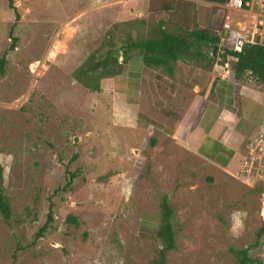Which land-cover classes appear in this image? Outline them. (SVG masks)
<instances>
[{
	"label": "rangeland",
	"instance_id": "374dc122",
	"mask_svg": "<svg viewBox=\"0 0 264 264\" xmlns=\"http://www.w3.org/2000/svg\"><path fill=\"white\" fill-rule=\"evenodd\" d=\"M11 1L16 21L7 0H0V54L15 22V45L0 76V165L11 209L10 225L0 217V264H12L16 245L44 222L48 196L55 203L53 229L19 250L15 264H152L161 193L173 208L175 232L165 264H234L229 248L252 242L264 219V126L230 173L170 134L135 129L123 120L126 112L114 111L108 91L89 90L71 77L125 17L144 21L146 28L160 20L172 28V13L181 14L186 29L214 34L220 3ZM64 167L79 173L67 192L54 194L64 182ZM67 215L76 224L65 221ZM249 255L264 261V236Z\"/></svg>",
	"mask_w": 264,
	"mask_h": 264
},
{
	"label": "crops",
	"instance_id": "0c3cea01",
	"mask_svg": "<svg viewBox=\"0 0 264 264\" xmlns=\"http://www.w3.org/2000/svg\"><path fill=\"white\" fill-rule=\"evenodd\" d=\"M172 16L173 25L186 29L184 15ZM199 43L188 44L196 60L178 58L170 71L145 65L133 50L117 74L100 79L99 88L108 91L114 111L126 112L123 120L135 129L170 134L210 166L235 173L242 149L264 126V85L246 73L228 75V65L223 73L224 63L207 56L210 44L201 50Z\"/></svg>",
	"mask_w": 264,
	"mask_h": 264
},
{
	"label": "trees",
	"instance_id": "16d2710c",
	"mask_svg": "<svg viewBox=\"0 0 264 264\" xmlns=\"http://www.w3.org/2000/svg\"><path fill=\"white\" fill-rule=\"evenodd\" d=\"M203 1L221 3L224 0ZM7 5L12 10L14 21H16L18 14L15 6L12 5L11 0H7ZM169 8L168 6H164L163 10L167 11ZM14 23L9 28L10 43L7 49L0 54V76L4 74L7 66L8 58L6 57V52L12 50L15 45V37L11 35ZM189 37L195 43L200 42L204 45L215 43L217 49L211 61L227 64L232 77L240 78L245 72H248L254 80L264 85L263 45L257 43L223 42L224 40H220L215 34L209 33L206 30L192 28L188 31L176 23H174L172 28H168L162 20L146 28L144 21L133 20L130 17L121 19L119 22L114 23L112 28L108 29L99 45L88 53L71 73V77L73 80L80 82L85 88L97 91L100 89L99 79L117 74L121 63L131 51L136 49L141 54L142 62L145 65L162 66L170 71L172 63L178 58L196 60L198 54H193V52L188 50ZM78 173L79 169L70 171L64 167V182L62 185L57 186L53 190V193L67 192ZM51 197L48 196L49 202L44 222L32 233L31 238L25 244L16 245L11 253L12 264H15L16 255L19 250L35 245L39 238L53 229L52 222L55 216L52 207L55 203ZM158 206L159 220L154 231V239L158 245L157 253L151 263L165 264V255L175 247V232L172 226L173 208L165 193H161ZM0 217L6 225H10L11 209L3 188L1 165ZM64 220L76 224L75 217L72 215H67ZM263 236L264 219L261 225L253 231L252 242L243 247L229 248L234 264H264V261L249 255V250L257 247Z\"/></svg>",
	"mask_w": 264,
	"mask_h": 264
},
{
	"label": "built area",
	"instance_id": "2783aa9c",
	"mask_svg": "<svg viewBox=\"0 0 264 264\" xmlns=\"http://www.w3.org/2000/svg\"><path fill=\"white\" fill-rule=\"evenodd\" d=\"M221 22L214 34L230 43H257L264 46V0H224ZM227 64L221 66L228 71Z\"/></svg>",
	"mask_w": 264,
	"mask_h": 264
},
{
	"label": "water",
	"instance_id": "95a60500",
	"mask_svg": "<svg viewBox=\"0 0 264 264\" xmlns=\"http://www.w3.org/2000/svg\"><path fill=\"white\" fill-rule=\"evenodd\" d=\"M215 50H216V44L208 45L207 56H208L209 58L214 57V55H215ZM75 140H76V138L74 137V138H73V141H75ZM263 206H264V200H263Z\"/></svg>",
	"mask_w": 264,
	"mask_h": 264
}]
</instances>
